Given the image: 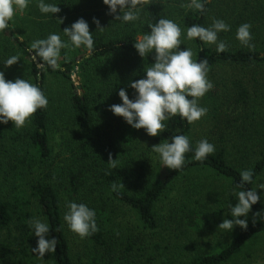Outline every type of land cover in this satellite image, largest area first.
<instances>
[{
  "label": "trees",
  "instance_id": "trees-1",
  "mask_svg": "<svg viewBox=\"0 0 264 264\" xmlns=\"http://www.w3.org/2000/svg\"><path fill=\"white\" fill-rule=\"evenodd\" d=\"M36 2L38 0L29 3ZM45 2L57 4L61 11L53 18L44 14L38 16L42 18L35 22L39 29L43 31L52 24L55 32L63 33L65 28L83 18L93 34L94 46L91 53L83 47L62 49L59 68L52 71L32 61V54L28 51L32 44L28 39L31 35L23 34L24 29L15 24L14 18L10 21V28L0 33V71L4 72L5 78L13 81L25 79L38 86L48 99L47 107L38 109L24 127L17 129L11 121L0 125V264H43L31 251L37 246V237L29 223L35 218L34 209L51 229L47 238L54 236L59 241L55 253H46L44 264L230 262L253 238L264 234V220L259 218L264 217V199L252 206L246 231L241 230L229 243L217 242L211 250L206 247L198 250L194 243L190 246L189 240H200L205 217L212 215L215 219L218 210L221 212L225 206L237 201L236 197L230 196L229 201H223L217 207L210 206L200 183H196L197 188L193 190L187 186L195 177L208 175L223 181L230 186L229 189L239 190L241 170L229 161L225 146L227 135L218 136L219 132H216L223 130L226 119H207L208 123L214 121L206 135L214 138L211 142L215 146L213 154L198 161L193 158L194 151H189L181 169L170 170L160 164L158 172L150 175L147 163L155 153L153 143L160 144L166 139L170 142L172 136L186 135L194 149L199 142L195 137V123L189 124L177 115L164 122L166 128L157 137H149L143 129H133L109 109L113 104L122 103L118 96L120 88H126L132 99L134 90L129 84L143 79L146 69L155 63L154 53L142 58L133 44L139 36L149 33V25L160 18L171 19L181 27V49L191 48L195 60L208 59V77L216 69L226 67L234 71L255 68L264 72V45L259 38H253L255 23L264 21V0H207L203 13L188 8L186 5L190 0H141L139 19L128 23L109 15L103 0ZM31 14L32 11L28 13ZM117 14H120L119 10ZM94 18L99 20V28L93 22ZM52 19L55 20L50 22ZM215 19L230 25L229 31L218 34V41L227 46L224 52H217L216 44L186 38L187 29L192 25L207 28ZM244 23L251 25V47L236 39L237 29ZM62 40L69 43L68 39ZM14 55L19 61L6 67L4 61ZM74 71L83 78L82 96L72 80ZM52 82L60 87L58 97L48 96ZM242 87H236L240 91L234 95L239 100L247 97ZM208 95L206 106L211 118L213 112H219V107L218 102ZM57 110L65 111L68 116L65 126L72 136L76 135L68 145L64 156L67 164L63 169L55 168L50 145V122ZM110 156L116 160L114 166L109 164ZM248 169L254 172L253 182L245 185L244 190L257 189L264 177V147ZM138 171L143 172L139 178L147 179L142 192L132 193L121 187L112 190L113 183L118 185L123 179H132L131 176ZM3 186H9L11 193H3ZM68 202L85 203L94 209L98 230L86 238L77 239L78 235L63 219ZM121 207L133 213L138 227L146 232L143 236L138 235L142 246L125 243L128 236L124 234L115 241L117 236L110 222L114 221L115 210ZM258 212L259 217H256ZM186 252L184 259L178 260Z\"/></svg>",
  "mask_w": 264,
  "mask_h": 264
},
{
  "label": "clouds",
  "instance_id": "clouds-1",
  "mask_svg": "<svg viewBox=\"0 0 264 264\" xmlns=\"http://www.w3.org/2000/svg\"><path fill=\"white\" fill-rule=\"evenodd\" d=\"M30 0H0V33L10 28L16 11H23L28 7ZM207 0H190L186 5L201 13L205 11ZM107 6L109 15H113L117 21L123 23L133 22L139 19V6L141 0H103ZM37 7L44 15H50L61 11L57 4L38 0ZM119 10L120 14H117ZM63 23L62 20H59ZM99 28V20L93 21ZM150 32L139 36L133 47L140 57L154 55L155 63L145 71V77L132 81L129 87L134 90L130 99L127 89L120 88L118 96L122 103L113 104L110 111L117 117H122L127 125L133 129H143L149 137H157L166 128V120L179 115L189 124L199 121L207 113V108L198 104L214 85L208 79L209 61L207 58L195 60L191 48L181 49V27L171 19L160 18L156 23L149 25ZM230 25L223 20L215 19L210 27L194 24L187 29L188 40L199 39L207 44H216L217 52H224L226 44L218 41V34L229 31ZM68 38L66 43L61 36L51 33L45 39H37L32 42L28 51L32 54V61L40 67L50 68L56 71L59 68L61 50L71 46L72 48H86L89 53L94 46L93 34L89 30V24L83 18L78 19L70 27L63 30ZM236 39L244 46L251 47V25L241 24L236 32ZM19 61L18 56H11L4 61L6 67H11ZM191 98V99H190ZM48 99L42 90L35 84L25 79L17 78L7 80L4 72L0 71V125H12L20 129L25 126L38 109L47 107ZM152 150L159 155L160 163L170 170H179L185 164V154L194 151V159L202 161L215 151V146L207 139H202L192 149L190 139L186 135L172 136L170 142L164 140L154 145ZM115 161L109 157V164L115 165ZM252 169L240 172L238 191L234 190L237 203L229 204L231 219H224L218 226L219 229L231 232L238 226L241 230L248 229V214L252 206L264 198V191L259 194L257 189L264 190V184H259L257 189L244 190V186L253 182ZM123 187L122 183H113L112 190L117 191ZM64 221L68 228L80 238H86L98 230L96 212L85 203L68 202ZM243 217V218H242ZM259 217V212L256 213ZM264 220V217H259ZM30 225L37 246L31 251L43 260L45 254L55 253L59 241L50 234L47 222L38 218L31 220ZM256 223V219H253Z\"/></svg>",
  "mask_w": 264,
  "mask_h": 264
},
{
  "label": "rangeland",
  "instance_id": "rangeland-1",
  "mask_svg": "<svg viewBox=\"0 0 264 264\" xmlns=\"http://www.w3.org/2000/svg\"><path fill=\"white\" fill-rule=\"evenodd\" d=\"M37 3L38 2L32 5L29 3L28 6L31 5L30 7H27L23 11L17 10L13 17L15 24L24 29L23 32L25 33L23 34L31 35L30 38H28L31 41L30 43L37 39H45L51 33L59 34L61 39L67 40L68 38L61 31H54L52 24H49L43 31L37 27L35 22L42 20V18H38V16L43 15L39 11ZM31 11L33 14L29 16L28 13H31ZM238 12L239 10L234 12L233 19ZM53 20L55 19H52L50 22ZM47 23L48 21L45 22V24ZM255 24L256 34H254L253 38H259L258 40L264 45V21L256 22ZM208 79L213 83L214 87L199 99L198 104L201 107L207 108L209 111V107L206 105L208 104V94H210L213 97V100H215L216 103L218 102L219 112H213V115H211L210 118L207 111L206 115H204L199 121L194 122L195 137L199 138V141L207 139L209 143L213 142L214 138L206 135L208 127H213L214 121L212 123H208L207 119H226L223 130H217L216 132H219L218 136L220 134L227 135L225 146H227L230 163L241 171L247 170L250 168V164L257 155L258 151L264 147V72L256 70L255 68L245 71L240 69L234 71L226 67L216 69V71L209 75ZM72 80L76 86L80 85L82 90L83 78L78 74V72L73 75ZM239 83L241 84L238 85ZM240 86H243L242 89H244L247 93V97L244 100H239L238 96H234L238 91H240L236 87L240 88ZM48 90V96L50 97H58V94L61 92L60 87L55 85L53 82ZM65 119H68L65 111L62 112L57 110L50 122V145L52 146L53 157L55 160L54 166L55 168L61 167L58 169H63V167L67 164L64 156L68 152V145L70 142L74 141V138L76 137V135L72 136L73 133H71L65 126ZM154 145H158V143L154 142L153 146ZM160 164L158 154H152L151 159L147 163V167L151 173L150 175H155V173L158 172V165ZM123 167L124 169L126 167L124 162ZM127 168L130 167L127 166ZM137 173L131 176L132 179H123V181L118 183V185L122 183V190L132 193H139L143 191L146 186L145 182L147 179L139 178L143 172L138 171ZM196 183L201 184L200 188L203 189V193L206 196L205 198L210 206L217 207L221 204V202L229 201L227 198L230 196H232L233 199L235 198L234 190L232 188L229 189L230 186L225 184L223 181L213 179L211 176L204 175L198 178L195 177L194 181L188 183L187 186L193 190L197 188ZM259 184H264V177L260 179ZM11 190L12 189L9 186L2 187V192L5 194H7V192L11 193ZM257 190L259 192L264 191L260 189ZM236 203L237 202H231L230 204L235 206ZM229 213L230 208L228 205V207L225 206L221 212L218 210V215H216L215 219L212 218V215H207L204 219L206 222L204 232L200 237V240L195 241L190 239V246L194 243L198 250L203 249V247L210 248L211 250L215 247L217 242H231V238L237 235L241 229L236 226L231 232H229L218 228L219 224L224 219L232 218ZM33 214L35 218L42 221L37 209H34ZM113 220V222H110V225L111 229L116 233L115 236H117L115 241H117L120 234H124L125 236H128V240L125 243L142 246L143 242L139 241L138 235L141 233L140 235L143 236L146 232L142 231L138 227L133 213L126 211L122 207L117 208L113 214ZM77 239H79V236H77ZM142 240L145 241V238ZM185 254H187V252L184 253V255H181L178 260L184 259ZM45 257L46 254L43 260H41L43 264L45 262ZM227 264H264V234L253 238L241 250V252Z\"/></svg>",
  "mask_w": 264,
  "mask_h": 264
},
{
  "label": "water",
  "instance_id": "water-1",
  "mask_svg": "<svg viewBox=\"0 0 264 264\" xmlns=\"http://www.w3.org/2000/svg\"><path fill=\"white\" fill-rule=\"evenodd\" d=\"M75 74H76V71L73 72V75H75ZM77 88L80 91V95L82 96L83 95V92L81 90V86L80 85H77Z\"/></svg>",
  "mask_w": 264,
  "mask_h": 264
}]
</instances>
